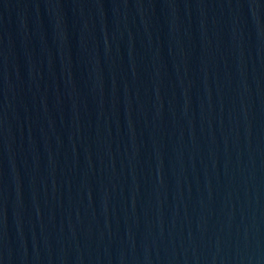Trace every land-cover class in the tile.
<instances>
[{
  "label": "water",
  "instance_id": "water-1",
  "mask_svg": "<svg viewBox=\"0 0 264 264\" xmlns=\"http://www.w3.org/2000/svg\"><path fill=\"white\" fill-rule=\"evenodd\" d=\"M0 264H264V0H0Z\"/></svg>",
  "mask_w": 264,
  "mask_h": 264
}]
</instances>
